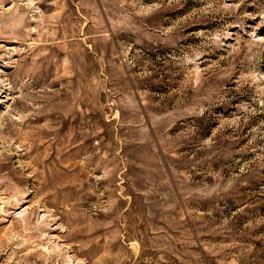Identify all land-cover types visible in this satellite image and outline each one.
Here are the masks:
<instances>
[{
	"label": "rangeland",
	"instance_id": "1",
	"mask_svg": "<svg viewBox=\"0 0 264 264\" xmlns=\"http://www.w3.org/2000/svg\"><path fill=\"white\" fill-rule=\"evenodd\" d=\"M0 264H264V0H0Z\"/></svg>",
	"mask_w": 264,
	"mask_h": 264
}]
</instances>
